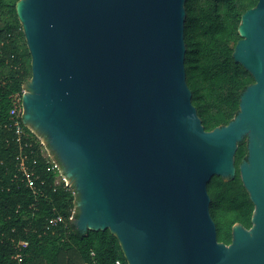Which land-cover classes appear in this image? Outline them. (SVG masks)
Returning a JSON list of instances; mask_svg holds the SVG:
<instances>
[{"label": "water", "instance_id": "1", "mask_svg": "<svg viewBox=\"0 0 264 264\" xmlns=\"http://www.w3.org/2000/svg\"><path fill=\"white\" fill-rule=\"evenodd\" d=\"M187 0H20L32 58L22 120L76 196L72 224L109 230L128 264H264V0L233 57L254 78L237 116L206 131L187 83ZM240 166L252 228L218 241L208 184Z\"/></svg>", "mask_w": 264, "mask_h": 264}, {"label": "trees", "instance_id": "2", "mask_svg": "<svg viewBox=\"0 0 264 264\" xmlns=\"http://www.w3.org/2000/svg\"><path fill=\"white\" fill-rule=\"evenodd\" d=\"M20 0H0V264H128L117 237L109 230L81 233L72 187L57 182L40 138L25 127L21 146L11 126L14 97L32 77V58L17 14ZM259 0H187L185 22L186 75L192 102L206 131L228 125L238 114L242 93L255 81L233 57L241 40L242 16ZM27 145V146H26ZM38 178L35 194L21 179L20 154ZM244 139L235 156L236 176H214L208 184L210 213L218 241L232 243L233 227L252 228L255 206L244 187L240 166L247 159ZM63 223L50 226L53 218ZM28 242L22 262L17 244ZM92 253L94 255H92Z\"/></svg>", "mask_w": 264, "mask_h": 264}, {"label": "built area", "instance_id": "3", "mask_svg": "<svg viewBox=\"0 0 264 264\" xmlns=\"http://www.w3.org/2000/svg\"><path fill=\"white\" fill-rule=\"evenodd\" d=\"M25 93V90L23 89L22 94L16 95L14 97V103L13 108L10 111V117H11V126L15 132L16 140L17 142L22 146L24 144V138L27 137L26 131H25V125L22 120V114L24 113L23 110V104H22V98ZM43 144V143H42ZM27 146V145H26ZM48 153V152H47ZM46 157L48 158V163L50 164V168L53 171H56L58 173L57 182H64L65 187H71L70 183H68L64 177L62 176L61 172L59 171L58 167L56 166L55 162L51 158V156L46 154ZM18 170L21 175V179L26 185L32 189V191L37 194L40 191L37 186V180L38 178L35 176V173L31 171L30 166L28 165V155L27 154H20L18 157ZM73 217L71 218L72 222ZM62 217L53 218L50 220L49 224L50 226L57 227L60 223H63ZM28 242H20L17 244L18 253L16 255V260L18 262H22L24 259L23 250H25L28 247ZM92 255H94L92 253ZM99 264V263H94ZM116 264H122L121 260H117Z\"/></svg>", "mask_w": 264, "mask_h": 264}, {"label": "rangeland", "instance_id": "4", "mask_svg": "<svg viewBox=\"0 0 264 264\" xmlns=\"http://www.w3.org/2000/svg\"><path fill=\"white\" fill-rule=\"evenodd\" d=\"M39 138H40V137H39ZM40 140H41V138H40ZM41 142L43 143V141H42V140H41ZM44 147H45V145H44ZM45 151H47L46 147H45ZM47 152H48V151H47ZM47 152H46V153H47Z\"/></svg>", "mask_w": 264, "mask_h": 264}]
</instances>
